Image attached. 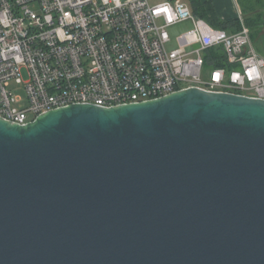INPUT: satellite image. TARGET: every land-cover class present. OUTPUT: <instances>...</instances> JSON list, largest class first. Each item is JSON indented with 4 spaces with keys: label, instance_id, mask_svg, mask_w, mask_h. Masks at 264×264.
I'll use <instances>...</instances> for the list:
<instances>
[{
    "label": "water",
    "instance_id": "obj_1",
    "mask_svg": "<svg viewBox=\"0 0 264 264\" xmlns=\"http://www.w3.org/2000/svg\"><path fill=\"white\" fill-rule=\"evenodd\" d=\"M0 264H264V99L0 117Z\"/></svg>",
    "mask_w": 264,
    "mask_h": 264
},
{
    "label": "built area",
    "instance_id": "obj_2",
    "mask_svg": "<svg viewBox=\"0 0 264 264\" xmlns=\"http://www.w3.org/2000/svg\"><path fill=\"white\" fill-rule=\"evenodd\" d=\"M12 82L23 85V105ZM190 87L264 99V56L248 30L214 27L179 0H0L7 121L24 125L71 104L113 107Z\"/></svg>",
    "mask_w": 264,
    "mask_h": 264
},
{
    "label": "rangeland",
    "instance_id": "obj_3",
    "mask_svg": "<svg viewBox=\"0 0 264 264\" xmlns=\"http://www.w3.org/2000/svg\"><path fill=\"white\" fill-rule=\"evenodd\" d=\"M183 3L189 5L190 0H179ZM213 1V0H212ZM151 4H156L162 2V0H150ZM214 4V3H213ZM238 10L235 15L228 18H223L220 14L217 13L218 17L226 21L225 27L231 28L233 31H238L241 29H247L254 48L256 51L264 56V0H238ZM237 19L234 25H229V21ZM247 20L249 22L247 23ZM189 28V23L183 25H178L173 29L174 33H179L185 31ZM22 80L25 81L28 79L27 72L22 71L21 74ZM10 89L13 95L21 97L22 101L18 105L24 104L25 91L23 85L19 83L12 82L10 84Z\"/></svg>",
    "mask_w": 264,
    "mask_h": 264
},
{
    "label": "trees",
    "instance_id": "obj_4",
    "mask_svg": "<svg viewBox=\"0 0 264 264\" xmlns=\"http://www.w3.org/2000/svg\"><path fill=\"white\" fill-rule=\"evenodd\" d=\"M190 6L192 11L204 18L207 22H209L211 25L217 28L225 29L228 31H233L231 28H226L225 23L226 21L221 20L218 15L217 11L215 9V6L213 4L212 0H190ZM237 19L229 21V25H234ZM249 20H247V23ZM218 56L221 57V55L218 54Z\"/></svg>",
    "mask_w": 264,
    "mask_h": 264
},
{
    "label": "crops",
    "instance_id": "obj_5",
    "mask_svg": "<svg viewBox=\"0 0 264 264\" xmlns=\"http://www.w3.org/2000/svg\"><path fill=\"white\" fill-rule=\"evenodd\" d=\"M215 9L223 18H230L235 15L238 10V0H213Z\"/></svg>",
    "mask_w": 264,
    "mask_h": 264
}]
</instances>
